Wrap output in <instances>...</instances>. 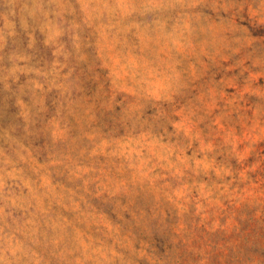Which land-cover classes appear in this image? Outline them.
<instances>
[{
	"label": "clouds",
	"instance_id": "obj_1",
	"mask_svg": "<svg viewBox=\"0 0 264 264\" xmlns=\"http://www.w3.org/2000/svg\"><path fill=\"white\" fill-rule=\"evenodd\" d=\"M260 142L264 0H0V264H264Z\"/></svg>",
	"mask_w": 264,
	"mask_h": 264
},
{
	"label": "rangeland",
	"instance_id": "obj_2",
	"mask_svg": "<svg viewBox=\"0 0 264 264\" xmlns=\"http://www.w3.org/2000/svg\"><path fill=\"white\" fill-rule=\"evenodd\" d=\"M256 153L260 156L261 160H264V142H260L258 147L256 148ZM254 164L259 163V161H253ZM257 184L264 188V164L261 165V169L258 170L257 175ZM248 195L259 197L262 201H264V190L259 192H253L252 189L248 190ZM237 209L241 208V204L236 205ZM254 219L264 218V211L257 209L253 214Z\"/></svg>",
	"mask_w": 264,
	"mask_h": 264
}]
</instances>
